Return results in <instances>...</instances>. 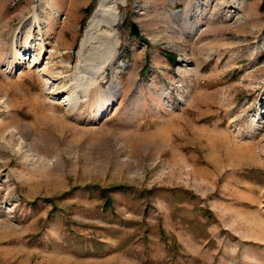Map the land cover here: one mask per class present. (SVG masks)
<instances>
[{"label": "rangeland", "instance_id": "obj_1", "mask_svg": "<svg viewBox=\"0 0 264 264\" xmlns=\"http://www.w3.org/2000/svg\"><path fill=\"white\" fill-rule=\"evenodd\" d=\"M262 1L0 0V264H264Z\"/></svg>", "mask_w": 264, "mask_h": 264}, {"label": "bare ground", "instance_id": "obj_2", "mask_svg": "<svg viewBox=\"0 0 264 264\" xmlns=\"http://www.w3.org/2000/svg\"><path fill=\"white\" fill-rule=\"evenodd\" d=\"M116 3H123V0H100L87 23L80 42V50L88 48L94 43L103 45L104 41L111 37V34L103 29L106 27L113 30L119 24L121 16ZM10 37L14 41L15 33ZM14 44L15 42H13ZM118 89L113 83H110L106 88H102L100 85L96 86L91 93L90 108L98 106L101 110L104 105L110 104L115 99Z\"/></svg>", "mask_w": 264, "mask_h": 264}, {"label": "trees", "instance_id": "obj_3", "mask_svg": "<svg viewBox=\"0 0 264 264\" xmlns=\"http://www.w3.org/2000/svg\"><path fill=\"white\" fill-rule=\"evenodd\" d=\"M261 8H264V0L262 1ZM116 188V187H113ZM103 192L108 191L107 189H102Z\"/></svg>", "mask_w": 264, "mask_h": 264}]
</instances>
